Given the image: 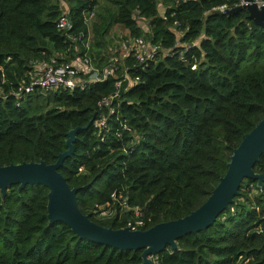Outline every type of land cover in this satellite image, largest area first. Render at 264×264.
Instances as JSON below:
<instances>
[{
    "label": "trees",
    "instance_id": "trees-1",
    "mask_svg": "<svg viewBox=\"0 0 264 264\" xmlns=\"http://www.w3.org/2000/svg\"><path fill=\"white\" fill-rule=\"evenodd\" d=\"M106 1L114 11L96 12L86 24L101 0H0V166L53 163L66 150L67 132L77 128L73 152L58 170L78 188L81 212L102 226L140 221L146 229L201 205L233 149L264 116V26L244 8L213 10L239 0ZM64 5L68 32L89 37L87 56L96 68L113 55L106 45L115 25L127 39L142 37L158 49L145 64L131 54L120 59L103 81L15 98L37 67L84 54L81 40L56 27ZM116 80L122 82L109 112L99 102L115 92ZM102 117L106 126L94 128ZM254 170L262 187L244 179L234 203L210 226L178 238L177 248L154 255L155 264H264V154ZM47 192L41 184L0 192V264L141 263V250H118L50 223ZM101 207L113 216L99 218Z\"/></svg>",
    "mask_w": 264,
    "mask_h": 264
},
{
    "label": "water",
    "instance_id": "water-1",
    "mask_svg": "<svg viewBox=\"0 0 264 264\" xmlns=\"http://www.w3.org/2000/svg\"><path fill=\"white\" fill-rule=\"evenodd\" d=\"M244 1L246 3L243 5L216 12L232 13L244 8L248 12V19L259 26H264V5L258 7L251 0ZM76 131L77 128H74L67 132L66 150L58 154L53 163L48 164L40 160L1 165L0 192L4 196L7 188L12 185H18V189H21L25 185L41 184L48 190L46 208L50 223L60 221L80 238L118 250H141L140 264H155L154 255L167 247L171 250L177 248L178 238L210 226L229 204L234 203V197L238 195L244 179L255 180L258 187L263 186V176L255 172L254 166L261 154H264V116L244 134L233 149L226 172L206 200L187 215L156 223L146 229L102 226L81 212L77 204L78 188L70 187L58 170L64 159L73 152Z\"/></svg>",
    "mask_w": 264,
    "mask_h": 264
},
{
    "label": "built area",
    "instance_id": "built-area-1",
    "mask_svg": "<svg viewBox=\"0 0 264 264\" xmlns=\"http://www.w3.org/2000/svg\"><path fill=\"white\" fill-rule=\"evenodd\" d=\"M251 2L255 3L258 7L264 5V0H251ZM246 1L239 0V3L236 6L245 4ZM227 9L225 5H221L219 7L214 8L213 10H220L224 11ZM96 11L92 10L86 14L84 17V22L87 24L95 17ZM166 19V16H163ZM173 25H177V21H173ZM56 27L57 29L67 32V37L70 38L71 41L75 42L81 40L83 42V46L85 52L82 56L77 57L73 61L61 62L58 63L56 57H53L49 63L45 65H41L34 70V73L31 75L30 79L26 82L21 83L16 92L15 98H21L23 95L31 93L35 90H56L60 88L72 89L77 86H80L82 83L85 82H93V81H103L108 76L113 75L115 71V65L119 63V58L116 55H112L109 59V63L106 67L102 69H98L93 67L90 63V60L87 56V50L89 49L88 39L86 37L83 40V35L81 32L79 34H73L68 31L72 28V22L69 18L67 7L63 6V11L58 16L56 20ZM177 46L186 45L181 43L179 40L176 42ZM189 44L188 46H191ZM158 48L155 46H150L148 42H146L142 37H133L131 39H125L122 42H119V53H122L120 58H124L131 54L138 64H145V61L150 59L154 52ZM179 58L184 59V54L179 52ZM84 73L87 75L86 80H80L78 74ZM127 77V75H124ZM123 76V77H124ZM139 80L138 77H134L133 81L137 82ZM82 82V83H81ZM122 80H116L115 82V92L109 94L108 96L104 97L99 102V107L108 109L109 112L113 111L112 102L118 96V91L121 86ZM131 83V81L129 82ZM82 84V87L84 85ZM94 128L98 127H105L106 121L105 118L102 117L94 122ZM141 224L140 221H136L135 223L127 222L126 226L130 229H139L138 226ZM154 259V258H153Z\"/></svg>",
    "mask_w": 264,
    "mask_h": 264
},
{
    "label": "rangeland",
    "instance_id": "rangeland-1",
    "mask_svg": "<svg viewBox=\"0 0 264 264\" xmlns=\"http://www.w3.org/2000/svg\"><path fill=\"white\" fill-rule=\"evenodd\" d=\"M62 2L67 3V0H62ZM107 8L114 11V7L110 3H108L106 0H101V2L97 6L96 12L97 14L106 13ZM138 20H139V24L145 27L146 21H144L143 19H138ZM127 35H128L127 31L123 26L115 25L107 37V45H106L107 51L109 50V52L110 51L113 52L112 54L116 55L119 59H122L120 58V56L123 57L122 53H119V42L125 40L127 38ZM101 210L102 212L100 213V216L98 215V217L102 219L111 218L114 214L113 210H110L109 207H101Z\"/></svg>",
    "mask_w": 264,
    "mask_h": 264
}]
</instances>
